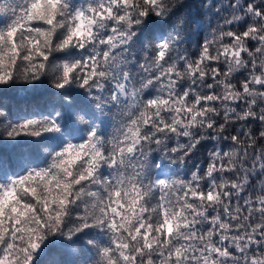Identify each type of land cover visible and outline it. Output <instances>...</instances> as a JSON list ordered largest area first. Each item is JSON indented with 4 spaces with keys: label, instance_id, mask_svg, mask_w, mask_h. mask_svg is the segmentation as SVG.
<instances>
[{
    "label": "clouds",
    "instance_id": "9594fccd",
    "mask_svg": "<svg viewBox=\"0 0 264 264\" xmlns=\"http://www.w3.org/2000/svg\"><path fill=\"white\" fill-rule=\"evenodd\" d=\"M5 143L0 264H264V0H0Z\"/></svg>",
    "mask_w": 264,
    "mask_h": 264
},
{
    "label": "trees",
    "instance_id": "16d2710c",
    "mask_svg": "<svg viewBox=\"0 0 264 264\" xmlns=\"http://www.w3.org/2000/svg\"><path fill=\"white\" fill-rule=\"evenodd\" d=\"M49 95L50 93L47 89L35 90L31 93H28L27 95H21L17 89L3 93V97L10 101L9 112L10 115L13 116L21 111L22 106L24 105H27L28 107H43L48 102L46 97ZM26 147L27 145L25 143L16 145H8L5 143L0 145V155H2L4 158L2 167L5 171H7L9 168L15 169L19 166V157L24 154L22 150ZM32 154L36 155L34 149L32 150Z\"/></svg>",
    "mask_w": 264,
    "mask_h": 264
},
{
    "label": "snow or ice",
    "instance_id": "6c2138e0",
    "mask_svg": "<svg viewBox=\"0 0 264 264\" xmlns=\"http://www.w3.org/2000/svg\"><path fill=\"white\" fill-rule=\"evenodd\" d=\"M161 55H163V53H161ZM209 200L213 199L211 193H209V196H208ZM168 231L171 232L172 231V228H171V222H168ZM262 231H264V229H262ZM37 245H33V247H36Z\"/></svg>",
    "mask_w": 264,
    "mask_h": 264
}]
</instances>
